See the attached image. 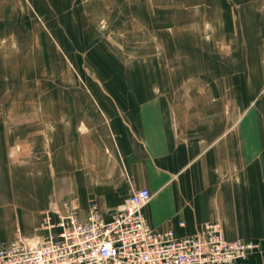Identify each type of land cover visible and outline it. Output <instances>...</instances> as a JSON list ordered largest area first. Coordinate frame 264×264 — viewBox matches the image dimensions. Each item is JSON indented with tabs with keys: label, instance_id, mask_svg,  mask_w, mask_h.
<instances>
[{
	"label": "crops",
	"instance_id": "1",
	"mask_svg": "<svg viewBox=\"0 0 264 264\" xmlns=\"http://www.w3.org/2000/svg\"><path fill=\"white\" fill-rule=\"evenodd\" d=\"M68 3L47 28L56 44L4 62L0 245L66 200L109 218L148 187L153 227L220 220L228 238L260 241L239 264H264V0ZM39 76L51 91L31 85ZM28 163L49 168L29 176Z\"/></svg>",
	"mask_w": 264,
	"mask_h": 264
},
{
	"label": "built area",
	"instance_id": "2",
	"mask_svg": "<svg viewBox=\"0 0 264 264\" xmlns=\"http://www.w3.org/2000/svg\"><path fill=\"white\" fill-rule=\"evenodd\" d=\"M151 198L148 187L138 188L109 218L94 200L84 218L66 200L45 212L37 234L17 229L3 241L0 264H239L261 250L259 240L228 238L220 220L185 235L153 227L143 211Z\"/></svg>",
	"mask_w": 264,
	"mask_h": 264
},
{
	"label": "rangeland",
	"instance_id": "3",
	"mask_svg": "<svg viewBox=\"0 0 264 264\" xmlns=\"http://www.w3.org/2000/svg\"><path fill=\"white\" fill-rule=\"evenodd\" d=\"M67 1L69 2L68 4H70L71 8L75 7L76 9V7L79 8L81 6V11H84L85 8L89 10L90 9L89 6L96 5L95 3L96 0H92V5L87 4L91 0H71V1L70 0H11V1L7 0L9 4L7 2L4 3L2 2V0H0V78L3 75V67L5 65L4 62H7L9 60L14 61L15 59L14 55L20 53L19 48L25 46L28 50H30L34 45L35 47H38L36 43H38L39 45H44V46H47L48 44L52 45V43H55V41L52 38V35H50L47 28L51 25L52 21H54V19L59 16V14L57 13L58 12L57 10L61 9V7L66 8V6H68L66 5ZM37 4L41 6L42 8H40ZM24 11L26 15L24 14ZM21 13L22 15H24L23 18H20V16H18ZM100 25L101 23L97 24V28H99ZM43 30H44V33H46L44 34L46 36L38 35V33L40 34V31H43ZM35 31L37 35L34 34ZM55 36H56V40L59 43V46L60 47L62 46V48L69 54L67 47L64 41L62 40V37L59 34H56ZM60 53L62 54V52ZM61 56H64V55L62 54ZM64 58L66 60L67 66L71 68L73 71H75L73 65L70 64V62L66 59V57ZM15 64L16 65L18 64L16 60H15ZM28 69L29 71H32L30 70V68ZM65 70L66 69L64 68L63 71ZM13 71H14V68H13ZM32 72L34 73V75L41 74V75L46 76V75H51L52 69L48 68L44 71V73L36 72L34 70ZM13 75L15 74L13 73ZM6 77H9L7 76V73H6ZM23 80H25L26 83L28 81L26 80L25 77ZM50 81H51V78L50 80H47V77L39 76L35 80V82H33L31 85L35 87V89L40 93L51 91L50 89L51 84H47V82H50ZM31 85H29V88H30L29 90H34V88H31ZM9 86L11 87V90L14 94L15 89L17 88L16 85L10 84ZM63 86L66 88L68 85H63ZM29 105H30L29 107L34 106L31 104ZM31 146H32L31 150L34 151L32 149L33 144ZM33 160H36V156L33 157ZM27 165H28L27 171L29 173V176L36 173V171H40L41 165L44 168H47V167L49 168V165H43V164L39 165L36 163H28ZM18 166L19 164L16 165L17 173L19 172ZM14 172H16V170H14Z\"/></svg>",
	"mask_w": 264,
	"mask_h": 264
}]
</instances>
